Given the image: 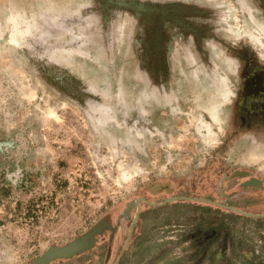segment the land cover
I'll return each mask as SVG.
<instances>
[{"label":"rangeland","instance_id":"obj_1","mask_svg":"<svg viewBox=\"0 0 264 264\" xmlns=\"http://www.w3.org/2000/svg\"><path fill=\"white\" fill-rule=\"evenodd\" d=\"M183 1L209 9L223 45L206 43L208 60L176 38L156 84L140 47L154 24L140 14L102 0H0V264H31L102 218L119 222L138 195L182 201L148 233L146 258L174 242L155 264H264V124L247 128L229 108L250 76L239 78L238 58L264 68V10ZM97 235L95 250L51 264H110Z\"/></svg>","mask_w":264,"mask_h":264},{"label":"flooded vegetation","instance_id":"obj_2","mask_svg":"<svg viewBox=\"0 0 264 264\" xmlns=\"http://www.w3.org/2000/svg\"><path fill=\"white\" fill-rule=\"evenodd\" d=\"M102 1L105 3V7L113 5V7L116 6L118 9L129 11L132 14H140L147 23L154 24L153 27L148 28L147 35L145 36L147 41L143 44L141 43L140 47L142 49L141 59L143 60V68L145 71H148L151 80L156 84L166 82V77L169 75L167 63L168 48L169 44L176 38L179 37L181 42L190 49L191 53H202L201 55H203L204 59H208L209 56L208 50L205 47L206 43L213 41L223 45V39L217 36L215 17L208 11L209 9L206 6H199L197 3L183 0H167L162 3L159 1H144L141 3L135 0H125L122 4L115 1L112 2L111 0ZM257 1L261 9L264 10V0ZM237 62L239 78L247 71L250 72V76L246 77L245 80L243 79L239 94L235 95V101L229 105L230 110H233L234 113L233 121L236 122L239 119L242 125L247 128L257 123L263 125L264 68L256 66L250 55H241ZM235 174L243 178H249L243 182V185L260 184V180L249 177L247 171H236ZM247 182L251 184H246ZM156 184L158 183L152 182L149 186H158ZM175 197H181V195L176 194ZM172 198L167 196L153 198L146 195H138L125 201L121 205L123 207L120 209V212L124 210V214L119 222L112 221L110 223L107 219L102 218L95 226L88 230L96 228L95 231L97 233L93 237L91 247L81 254L91 249L95 250L97 237L99 236L97 234L101 233V235L105 234V239L100 246V252L104 253L106 257H110V264H136L144 259L147 260L145 264H155L157 259H162L168 251V246L173 245L174 242L163 240L157 246L158 251L153 255L154 257L149 256L146 258L148 253H151L153 246L152 241H148V233L154 226H160L157 225L160 220V223H164V227H167V222L172 219L171 215H168L169 212L172 214L176 212L177 215L180 211L177 205L182 203L181 200L174 202L165 201ZM225 206L229 207L231 214L242 215L234 212L237 211L236 208L230 205ZM259 215H261L260 218H264V214ZM88 231L83 234H86ZM173 231L178 230L174 229ZM211 232L207 233L205 237L212 238L216 231L211 230ZM83 234L72 241L78 239ZM44 252L34 257L31 260V264ZM114 253L116 254L113 258L112 255ZM76 256L80 255H74L73 257Z\"/></svg>","mask_w":264,"mask_h":264},{"label":"water","instance_id":"obj_3","mask_svg":"<svg viewBox=\"0 0 264 264\" xmlns=\"http://www.w3.org/2000/svg\"><path fill=\"white\" fill-rule=\"evenodd\" d=\"M246 184H251L247 182ZM171 199H166L165 201H170ZM245 213V212H243ZM248 214V213H246ZM96 228L83 234L78 239L63 245V246H51L49 247L40 257L33 261V264H50L56 259H68L74 255L80 254L87 250L92 245L93 237L97 233Z\"/></svg>","mask_w":264,"mask_h":264},{"label":"bare ground","instance_id":"obj_4","mask_svg":"<svg viewBox=\"0 0 264 264\" xmlns=\"http://www.w3.org/2000/svg\"><path fill=\"white\" fill-rule=\"evenodd\" d=\"M126 172V171H125ZM128 176V175H127Z\"/></svg>","mask_w":264,"mask_h":264}]
</instances>
